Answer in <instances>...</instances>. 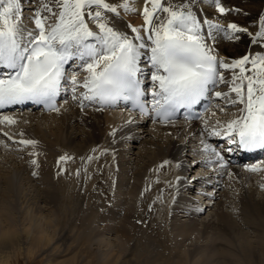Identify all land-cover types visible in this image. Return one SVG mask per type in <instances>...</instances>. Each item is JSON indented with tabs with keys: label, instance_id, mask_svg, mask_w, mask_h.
<instances>
[{
	"label": "bare ground",
	"instance_id": "obj_1",
	"mask_svg": "<svg viewBox=\"0 0 264 264\" xmlns=\"http://www.w3.org/2000/svg\"><path fill=\"white\" fill-rule=\"evenodd\" d=\"M222 1L221 7L232 8L236 15L244 13L242 27L255 23L253 31L246 27L254 36L264 15V0ZM197 2L193 0V10L205 19ZM36 6L25 0L24 15H31L28 9ZM145 6L151 10L146 0H131L133 11L120 9L115 23L122 29L141 27ZM234 15L227 14L229 21ZM216 16L210 21L231 33L226 17ZM212 43L220 58L229 62L264 53V47L252 44L247 34L236 40L221 31ZM225 75L230 81L232 72ZM230 87L221 83L215 91L228 93ZM213 95L217 108L200 121L168 125L121 110H81L73 100L59 112L0 114V120L8 116L16 121L0 123V264H20L21 257L28 262L37 255L40 263L47 253L60 252L66 254L65 264H264V159L251 164L225 162L228 154L215 147L219 136L208 135L206 122L211 128L219 121L223 129L241 115L243 106ZM8 137L37 143L25 147ZM201 141L216 148L223 161L205 152ZM60 150L82 165L97 153L98 163L106 167L94 171L93 176L96 172L101 176L82 191V178L76 187L49 162ZM134 155L139 161L133 163ZM189 172L191 179L186 176ZM104 185H112L111 196ZM156 215L164 216V221H157ZM159 222L166 228L160 229Z\"/></svg>",
	"mask_w": 264,
	"mask_h": 264
},
{
	"label": "snow or ice",
	"instance_id": "obj_2",
	"mask_svg": "<svg viewBox=\"0 0 264 264\" xmlns=\"http://www.w3.org/2000/svg\"><path fill=\"white\" fill-rule=\"evenodd\" d=\"M27 2L37 5L28 9L29 16L24 15L25 0H0V109L32 102L59 112L58 97L70 92L81 110L93 107L102 111L124 102L141 115L169 123L181 109L191 114L214 92L228 104L243 107L239 108L241 115L223 129H219V121L211 128L206 122L208 135H224L243 152L264 150V53L256 51L229 62L220 58L212 43L223 31L225 37L236 40L240 36L234 34L245 33L252 44L264 47V15L254 36L236 23L228 24L229 33L201 19L193 10V0H146L151 10L145 6L144 24L122 29L115 21L121 16L120 9L133 11L131 0ZM217 8L225 12L219 0ZM81 71L86 73L83 80L78 79ZM228 71L232 72L230 81L225 75ZM146 82H150L147 87ZM221 83L231 84L228 93L215 91ZM231 93H235L234 98ZM0 123L12 125L16 121L4 116ZM8 139L25 147L37 143ZM201 143L211 157L223 161L216 148ZM66 159L60 157L61 161Z\"/></svg>",
	"mask_w": 264,
	"mask_h": 264
},
{
	"label": "rangeland",
	"instance_id": "obj_3",
	"mask_svg": "<svg viewBox=\"0 0 264 264\" xmlns=\"http://www.w3.org/2000/svg\"><path fill=\"white\" fill-rule=\"evenodd\" d=\"M198 2V5L202 8V9H204V11H205V15L204 16H206V18L208 19V20H210V19H212L213 17H212V15L214 16V15H217L216 17H218V18H222V17H226L225 19H226V22L227 23H236L238 26H240V27H242L240 24H239V21H242L243 20V18L245 17V15H244V13H241V14H238L237 13V15H236V13L235 12H233V10L232 11H230V9H232V8H229V9H227L226 7L224 8L225 9V12L224 13H220L219 11H218V8H217V4L214 2V0H197ZM221 2H219V6L221 7V6H223V1L222 0H220ZM151 7V6H150ZM231 7H233V8H235L234 6H231ZM215 8V9H214ZM261 9V8H260ZM228 13H230L231 15H234V16H232V20H230L229 21V17L227 16V14ZM236 16V17H235ZM234 18L236 19V20H234ZM216 20V19H215ZM254 24L255 23H247V25H246V27H248V28H251V30L253 31V30H255V27H254ZM227 26H228V24H227ZM246 27H243V28H246ZM252 31H250V33L252 32ZM245 33H237V35H239L240 37H242L243 35H244ZM220 117V116H219ZM60 151H62L61 153H59L58 155V158L56 157L55 159H53V160H51V161H49V162H51V164L53 165V168H55L54 170L55 171H58V170H61V171H58L59 172V174L61 173V174H66V176H67V180H69V181H71V183L72 182H76V187L79 185V182H80V179L82 178V182H81V187H82V191H84V189H85V186H87V184L89 185V182H92L93 180H96V179H98L101 175H100V173L99 172H96V175H94L95 176V178H94V176H93V174L95 173L94 171H103V169L106 167H104V165H103V163L101 164V163H98V158L100 157V156H98V154L96 153V154H93V155H91L90 157H91V159H87V160H84V164L82 165V163L80 164V162H76V161H72L73 159L72 158H70V157H68V152L66 151V150H60ZM67 154V155H66ZM67 157V159L66 160H63V161H61L60 160V157ZM106 155H102V157H105ZM132 158V157H131ZM133 158H134V160H133ZM132 158V162L134 163V162H137V161H139V158H136L135 159V155H134V157ZM57 159V160H56ZM138 159V160H137ZM52 161H54V163L52 162ZM82 161V160H81ZM100 162V161H99ZM131 162V163H132ZM94 163V167H89V165H91V164H93ZM96 164H99V169L96 167ZM101 165V166H100ZM61 168V169H60ZM91 168H92V170H91ZM58 169V170H57ZM76 170V171H75ZM106 171V173L109 175V171L107 170V169H105ZM73 172V174H74V177H72L71 176V172ZM89 173H87V172ZM34 172V171H33ZM58 174V173H57ZM64 175H62V176H64ZM77 175V176H76ZM81 175V176H80ZM82 175H84V176H82ZM89 175V176H88ZM90 175H92V176H90ZM192 173H187V175L186 176H189V178L191 179V177H192ZM195 178H197V177H195ZM76 180V181H75ZM87 183V184H86ZM73 184V183H72ZM86 184V185H85ZM104 186H106V189L108 190V194H109V196H111L110 194H111V190H112V188H111V186L112 185H110V186H108V185H104ZM114 187V186H113ZM111 198V197H110ZM200 202H201V200H200ZM201 204V203H200ZM107 206H108V204H106ZM76 207H78L79 205H75ZM166 209V208H165ZM162 211H163V207H162V209H161ZM150 212V211H149ZM164 213H168V211H166V210H164L163 211ZM151 213V212H150ZM154 212H152V214H153ZM157 217V221H164V216H158V215H156L155 216V218ZM170 217V216H169ZM168 217V218H169ZM145 218H146V220H145V226H147L148 225V221L149 220H147L148 219V216H145ZM73 219V220H72ZM71 220L72 221H74L75 219H74V217H72L71 218ZM160 223V222H159ZM163 224H164V222H162ZM76 224H78V223H76ZM163 224H158V225H160V229L161 228H164L165 226L163 225ZM69 225V224H68ZM166 228V227H165ZM67 253V252H66ZM65 253L64 252H60L59 254H57V253H55V254H49V253H47L46 254V256H44V258H42V261L43 262H40V263H37L38 261H39V259H40V257H38V255L37 256H35V260L34 259H32V260H29L28 262H27V260H24V259H22V257L20 258V264H46L47 263V261L46 260H48V259H50V260H53L52 262H57V264H65V262L63 263V261H62V259H64L63 257H66V254L64 255ZM60 255V256H59ZM48 257V258H47ZM54 258V259H53ZM56 258V259H55ZM41 260V259H40ZM36 261V262H35Z\"/></svg>",
	"mask_w": 264,
	"mask_h": 264
}]
</instances>
